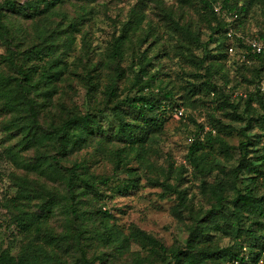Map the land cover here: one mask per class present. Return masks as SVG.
<instances>
[{
	"label": "trees",
	"instance_id": "16d2710c",
	"mask_svg": "<svg viewBox=\"0 0 264 264\" xmlns=\"http://www.w3.org/2000/svg\"><path fill=\"white\" fill-rule=\"evenodd\" d=\"M71 1L0 2V40L8 52L0 55V115H11L1 129L11 134L21 132L26 146L36 148L39 154L34 168L60 177L68 190L65 198L44 187L32 188L26 178L19 179L24 185L18 186L17 196L9 201L19 210L14 224L23 233L24 242L17 255L9 249L2 250L0 264H115L113 259L118 255L131 252L132 243L138 244L146 255L140 251L131 253L130 264H219L222 257H228L232 264L264 261V194H260L264 187V147H260V142H264V93L258 88L264 78V59L261 55L252 56L253 61L245 64L229 52L232 45H247V39L254 34L264 39V0H181L198 15L199 25L195 21L176 20L166 10L163 0H142L155 3L164 12L162 21L170 24V33L178 42L175 57H182L195 67L187 73L188 79L181 91L160 84L156 87L158 94L155 93L153 84L158 78L149 76L151 61L147 52L136 50V45L141 47L152 38L160 45L161 39L152 22H147L145 27L147 17L138 3L120 35L113 39L105 60L87 63L80 75L88 90L86 111L78 112L66 106L59 117L44 127L40 123V101L44 105L58 94L56 84L63 81L69 65L60 56L58 45L46 38L38 50L33 46L20 60L22 54L13 48L18 37L12 24L22 28L20 19L61 17L68 21V26L56 32L64 35L66 42L73 43L85 19L83 15L68 19L62 6ZM217 3L222 6L221 12L215 10ZM258 6L263 19L252 24V12ZM202 24L210 31L206 42L202 40ZM44 30L38 32L43 34ZM229 31L234 33L233 39H229ZM211 45H215L214 49L209 48ZM200 49L206 52L202 57L196 54ZM127 52L137 57L140 71L122 90L118 82L123 78L121 65ZM33 60L36 63L31 64ZM101 72L106 77L103 90L97 81ZM38 73L40 77H36ZM239 91L248 92V97L236 96ZM177 99L188 109L209 110L211 130L205 131V121L190 117L197 129L189 136L195 139L189 142L186 159L202 179L203 195L209 198L211 208L196 211L189 191L180 188L188 168L183 165L175 174L172 166L173 176L156 184H161L164 194L175 198L173 216L180 222L190 223L186 243L167 247L136 225H131L126 233L116 224L115 213L107 209L108 195L99 188L111 180L88 173L85 165L65 167L59 156L96 146L114 157V170L125 169L134 176L135 169L129 167L131 162L137 161L139 168H149L148 150L165 133L167 114L174 112ZM105 113L111 115L107 126L100 119V114ZM234 124L244 126L239 128ZM255 130L259 133L252 135ZM235 133L241 138L237 146L226 140ZM110 145L114 147L110 149ZM46 148L51 151L44 152ZM9 154L14 161L19 158L17 153ZM218 156L224 157V162ZM216 172V181L209 183L207 178ZM173 177L180 179L177 185L171 183ZM135 178L118 192L138 189L140 177ZM90 193L98 206L93 205L96 207L87 213V219L81 218L76 211V196ZM37 198L42 200L36 203L38 210L24 208L30 207ZM63 199L66 203H62ZM56 211L66 215L61 232L48 225V219ZM217 235L232 236L233 245L222 248ZM95 245L102 251L89 257V250Z\"/></svg>",
	"mask_w": 264,
	"mask_h": 264
},
{
	"label": "rangeland",
	"instance_id": "374dc122",
	"mask_svg": "<svg viewBox=\"0 0 264 264\" xmlns=\"http://www.w3.org/2000/svg\"><path fill=\"white\" fill-rule=\"evenodd\" d=\"M3 1L0 0V2ZM17 1L23 3L26 0ZM163 1L166 10L179 22L195 21L199 25L200 19H198V15L188 5H184L181 0ZM138 3L147 17L145 27L148 25L147 22H152L157 29L158 37L161 39L160 45L154 43V38L141 47H139L140 44L136 45V50L142 53L147 52L151 61V65L148 67L149 76L155 75L158 78L153 84V88L156 90L155 93H157L156 87L160 84H167L169 88L175 87L178 92L181 91V86L188 79L187 73L194 71L195 67L184 58L175 57L178 45L177 38L170 33V24H165L162 21L165 18L164 12L160 11L155 3L149 1H144L143 3L142 0H94L90 3L72 0L62 6V9L68 14V19H76L78 15H83L85 19L80 27V32L76 33L73 43L66 42L64 35H58L56 32L58 28V32H62L68 26V21L61 17H55L50 20L49 17L46 18L44 16L34 20L37 23L32 20L20 19L22 28L20 25L12 24L13 30H15L18 37L17 42L13 44V48L18 54H22L19 55L20 60L24 58V52L33 50V46L34 49L38 50L42 45L41 41L46 38L50 41L53 40L58 45L60 56L69 65V73L67 71L63 81L56 84L58 86V94L51 101L44 102V105L42 100L40 101L42 106L40 108V123L42 126L46 127L52 123L54 119L62 114L66 106L71 110L76 109L78 112L86 111L88 90L80 75L83 74L87 63H99L105 60L113 39L120 35L123 24L131 19L133 10ZM262 14L261 7H256L252 12V24H257L260 19H263ZM202 25L204 26L202 40L206 42L210 31L207 30L205 24ZM43 29H45L43 34L38 32ZM214 47L215 45H211L209 48L214 49ZM7 53L5 45L0 40V55H6ZM205 53L201 49L196 51L199 57H202ZM32 63H36V61L33 60ZM138 63L137 57H133L131 52H127L121 65L124 71L123 78L118 82L120 89L126 88L129 85V81L135 79V76L137 77L140 71ZM103 72L100 73L97 80L101 90L104 89L106 83V77ZM36 77H40V73ZM181 104L180 99L175 101V105L180 106ZM182 107L188 114L186 118H177L173 111L167 114L168 121L165 133L159 136L158 140L148 150L146 159L149 168H139L137 161L131 162L129 167L135 169L136 173L134 174L136 175L134 176L126 172L125 169L114 170V157L107 151L101 152L96 146H90L73 154L59 156V161L65 167H72L76 164L85 165L88 173L99 178H109L111 180L108 185L101 184L99 188L100 191L108 195L109 198L105 200L108 203L107 209L115 213L117 217L116 224L122 227L126 233L131 225H136L140 229L152 233L167 247L186 243L189 236L187 227L190 223L188 221L180 222L173 216L172 208L175 204V198L164 194L161 184H156V181L161 183L167 176H173V174H170L172 166L175 174H178L179 167L183 165L188 168V171L183 175L184 183L183 185L181 184L180 188L189 191V199L196 211H206L211 208L209 198L203 195L201 188L202 179L195 174L186 159L189 136L197 129V126L190 121V117L193 116L209 124V110L205 108L193 110L186 108L184 105ZM10 116L6 114L0 115V252L9 249L13 255H17L21 245H23L24 236L14 224L15 216L19 215V210L9 199L17 196L18 186L24 185L19 179L26 178L32 188L39 189L44 187L65 198L68 195V190L60 177L42 173L34 168L39 154L36 153V148L26 146L21 132L11 134L5 130L2 131V124L4 123L5 125L11 119ZM110 116L109 113H105L102 116L100 114V119L104 125L107 126L109 124ZM56 122L58 121L56 120ZM234 125L239 128L244 126V124ZM258 133L259 131L255 130L252 135ZM240 139L237 133L226 138L228 143L233 146H237ZM262 143L260 142V147H263ZM113 147L114 145H110L109 148ZM43 151H51V149L46 148ZM9 153H17L19 158L14 161ZM218 157L224 162V157ZM231 163L232 165L236 164V162ZM216 174L217 172L208 177L207 181L209 183L215 182L217 179ZM137 176L140 177L138 189L130 188L126 191L118 192V189H123L128 183L135 180ZM179 180L173 177L171 183L177 185ZM260 194H264V187ZM93 199L96 198L92 193L78 194L76 196V211L79 217L87 219L89 217L87 213L98 206ZM41 201V199L37 198L30 207L24 206V208L36 211L39 209L36 203H41ZM61 201L66 203L64 199ZM101 202L100 200L99 205ZM94 204H96L95 207H93ZM78 221L80 222V220ZM65 222L66 215L61 211L51 214L48 219V225L58 232L64 229ZM216 238L224 249L230 248L234 243L232 236L217 235ZM97 247L98 245H95L89 250V257L100 254L102 249ZM136 251L146 255V252L142 251L138 244L132 243L131 252L118 255V258L113 259V261L115 264H130L131 253ZM219 261V264H232L228 257H222ZM260 261L264 263L263 260ZM96 264L98 263L96 262Z\"/></svg>",
	"mask_w": 264,
	"mask_h": 264
},
{
	"label": "built area",
	"instance_id": "2783aa9c",
	"mask_svg": "<svg viewBox=\"0 0 264 264\" xmlns=\"http://www.w3.org/2000/svg\"><path fill=\"white\" fill-rule=\"evenodd\" d=\"M215 10L217 12L222 11V6L220 5V3H217L215 5ZM229 15L234 16V18L238 17L237 14L229 13ZM227 35L229 39L234 38V33L232 31H229ZM229 52L232 56H236L241 63H245V64H250L253 61L252 56L261 55L264 59V39L260 38L257 34H254L253 36L247 39V45L244 44H242L241 46L232 45L229 48ZM258 88L264 93V78L259 83ZM235 95L238 97L242 96L243 98H247L248 92L239 91L236 92ZM174 113L175 116L179 119L187 117L186 111L182 106H176L174 109ZM211 128L212 127L210 124L205 125V131L211 130ZM200 135H203V133L200 132ZM194 139L195 136H191L189 138V142L194 141ZM262 146L264 147V142L262 143ZM258 264H263V262L259 261Z\"/></svg>",
	"mask_w": 264,
	"mask_h": 264
}]
</instances>
